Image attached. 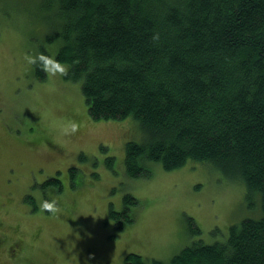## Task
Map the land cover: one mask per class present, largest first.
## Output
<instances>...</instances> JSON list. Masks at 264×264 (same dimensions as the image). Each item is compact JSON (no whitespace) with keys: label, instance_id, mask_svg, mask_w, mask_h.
<instances>
[{"label":"trees","instance_id":"obj_1","mask_svg":"<svg viewBox=\"0 0 264 264\" xmlns=\"http://www.w3.org/2000/svg\"><path fill=\"white\" fill-rule=\"evenodd\" d=\"M33 1L36 20L52 31L46 38L56 37L54 64L80 82L91 118L137 122L142 139L125 143L129 176L190 160L242 181L246 199L261 196L260 216L231 224L222 240L199 238L167 261L128 252L123 264H264V0ZM26 7L16 17L2 8L1 22L18 25ZM40 54L34 68L44 80ZM106 163L113 168L111 156ZM46 186L62 190L57 176ZM25 198L33 211L34 197ZM137 204L126 193L121 211L109 208L116 230L133 221ZM187 224L200 233L192 217Z\"/></svg>","mask_w":264,"mask_h":264},{"label":"rangeland","instance_id":"obj_2","mask_svg":"<svg viewBox=\"0 0 264 264\" xmlns=\"http://www.w3.org/2000/svg\"><path fill=\"white\" fill-rule=\"evenodd\" d=\"M33 4L0 0V11L15 17L29 8L15 26L0 12V264H123L128 252L167 261L194 240H222L231 224L260 216L253 214L258 194L246 199L242 181L206 163L172 170L155 163L151 176H129L125 143L142 139L137 122L91 118L80 82L54 64L56 37L46 38L52 31ZM42 49L39 80L34 61ZM51 176L61 180L58 193L40 187ZM126 193L138 204L118 231L108 212L122 210ZM187 217L200 233H190Z\"/></svg>","mask_w":264,"mask_h":264},{"label":"bare ground","instance_id":"obj_3","mask_svg":"<svg viewBox=\"0 0 264 264\" xmlns=\"http://www.w3.org/2000/svg\"><path fill=\"white\" fill-rule=\"evenodd\" d=\"M240 181V180H239ZM261 197V196H260Z\"/></svg>","mask_w":264,"mask_h":264}]
</instances>
